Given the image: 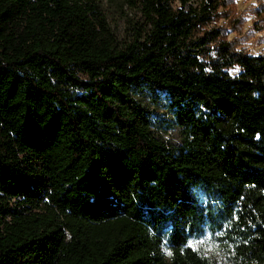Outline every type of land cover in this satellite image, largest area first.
<instances>
[{
  "label": "trees",
  "instance_id": "1",
  "mask_svg": "<svg viewBox=\"0 0 264 264\" xmlns=\"http://www.w3.org/2000/svg\"><path fill=\"white\" fill-rule=\"evenodd\" d=\"M195 1L139 0L148 28L120 46L97 0H0V264H209L188 244L206 224L264 264V53Z\"/></svg>",
  "mask_w": 264,
  "mask_h": 264
},
{
  "label": "rangeland",
  "instance_id": "2",
  "mask_svg": "<svg viewBox=\"0 0 264 264\" xmlns=\"http://www.w3.org/2000/svg\"><path fill=\"white\" fill-rule=\"evenodd\" d=\"M191 2L196 5L195 0ZM262 2L264 0H222L215 20L207 25L219 27L222 37L232 42L235 49L250 54L264 53ZM97 3L120 46L131 43L148 28L139 0H97ZM234 69L238 68H229V73L236 74L238 71ZM133 95L149 110L152 130L168 145L179 144L181 133L174 123L167 95L145 86L137 88ZM200 240H207V243L201 246ZM188 244L205 256L209 264H236L218 233L207 224L189 238Z\"/></svg>",
  "mask_w": 264,
  "mask_h": 264
},
{
  "label": "snow or ice",
  "instance_id": "3",
  "mask_svg": "<svg viewBox=\"0 0 264 264\" xmlns=\"http://www.w3.org/2000/svg\"><path fill=\"white\" fill-rule=\"evenodd\" d=\"M234 71H239V69H234ZM223 233H220V235H222ZM198 243L202 246V245H204L205 243H207V240H200V241H198ZM189 246H192L191 244L189 245ZM169 255L171 254V253H168Z\"/></svg>",
  "mask_w": 264,
  "mask_h": 264
}]
</instances>
